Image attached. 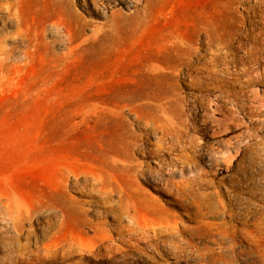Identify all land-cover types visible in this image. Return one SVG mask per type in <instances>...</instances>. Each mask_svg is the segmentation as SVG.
Here are the masks:
<instances>
[{
  "label": "rangeland",
  "instance_id": "rangeland-1",
  "mask_svg": "<svg viewBox=\"0 0 264 264\" xmlns=\"http://www.w3.org/2000/svg\"><path fill=\"white\" fill-rule=\"evenodd\" d=\"M0 264H264V0H0Z\"/></svg>",
  "mask_w": 264,
  "mask_h": 264
},
{
  "label": "bare ground",
  "instance_id": "bare-ground-1",
  "mask_svg": "<svg viewBox=\"0 0 264 264\" xmlns=\"http://www.w3.org/2000/svg\"><path fill=\"white\" fill-rule=\"evenodd\" d=\"M133 1H137V0H133ZM148 2H150L151 6H153L156 0H148ZM200 16L201 13L199 12L197 16L194 17V22L196 21L195 22L196 24L199 22ZM66 30H67V34L71 35L72 29L70 25L67 26ZM216 154H220V152ZM64 172H65L64 180L62 182L60 189H58V187L56 188V192H57L56 195L46 196L42 198L40 201H38L37 204L34 206L32 205H27V207L25 206V209L17 207L14 213L15 217L21 220V218H23V216L25 215V220H31L32 218L37 216L38 213L46 212L48 216L47 226L50 228V226L52 225V218L60 215L61 216L60 226L56 231V234H59L61 229L68 225L70 226L75 223H77V225H81V224L85 225L86 224V218H85L86 209L84 208L85 202L82 200L74 199L65 192V187H67L66 179L68 177V173L67 171ZM92 178L95 181L93 184H98L99 186L96 188L94 186H91V184L89 183H83L81 185V190L83 194L90 196L93 195V193L96 190L99 193H106V194L107 193L112 194L115 192V187H113L112 185L109 186L111 182L107 183L99 175H93ZM87 180L88 179H86V181ZM96 228H98V226H96Z\"/></svg>",
  "mask_w": 264,
  "mask_h": 264
}]
</instances>
